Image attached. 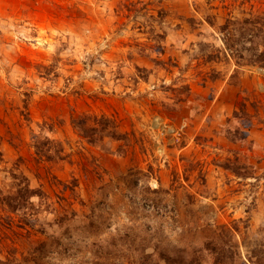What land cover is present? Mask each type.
<instances>
[{"label": "rangeland", "instance_id": "374dc122", "mask_svg": "<svg viewBox=\"0 0 264 264\" xmlns=\"http://www.w3.org/2000/svg\"><path fill=\"white\" fill-rule=\"evenodd\" d=\"M0 264H264V0H0Z\"/></svg>", "mask_w": 264, "mask_h": 264}]
</instances>
